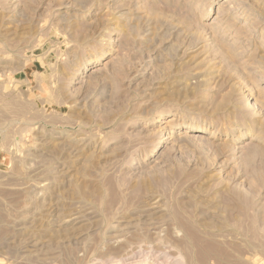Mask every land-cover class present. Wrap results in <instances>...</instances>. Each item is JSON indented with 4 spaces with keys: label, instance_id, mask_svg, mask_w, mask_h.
Here are the masks:
<instances>
[{
    "label": "rangeland",
    "instance_id": "rangeland-1",
    "mask_svg": "<svg viewBox=\"0 0 264 264\" xmlns=\"http://www.w3.org/2000/svg\"><path fill=\"white\" fill-rule=\"evenodd\" d=\"M0 264H264V0H0Z\"/></svg>",
    "mask_w": 264,
    "mask_h": 264
}]
</instances>
